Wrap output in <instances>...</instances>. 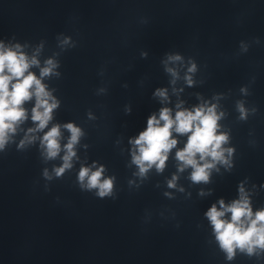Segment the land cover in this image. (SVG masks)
Returning <instances> with one entry per match:
<instances>
[{
    "label": "clouds",
    "instance_id": "1",
    "mask_svg": "<svg viewBox=\"0 0 264 264\" xmlns=\"http://www.w3.org/2000/svg\"><path fill=\"white\" fill-rule=\"evenodd\" d=\"M63 43H69L65 38ZM180 55H169V61H180ZM39 66L35 56L29 58L20 45L6 47L0 42V150L4 149L11 136L17 131L19 125L28 119V110L25 104L34 100L31 109V120L35 128L28 129L29 133L43 131L52 120L54 109L58 108L57 101L47 86L42 82L44 77L54 73L57 63L48 59L46 66L41 68L39 76L31 69ZM173 77L177 71L173 68L166 69ZM196 70L195 64L188 68V72ZM189 85L191 77H187ZM244 91V89H242ZM154 95L167 100V92L157 89ZM173 111L163 107L159 116L152 114L147 120V127L137 137L129 141L133 145L132 163L139 169V175L143 176L153 166L157 171H162L168 159V155L178 144L174 138L177 135H186L187 141L182 149L177 150L176 159L179 161V170L191 168L190 179L194 183H208L211 170L219 164L230 166V157L233 148H224L228 142V135L220 132L219 120L223 113H218L216 105H200L189 109H183L180 104ZM240 119L247 118V110L242 103L237 105ZM69 133V139L63 145L64 155L62 165L54 169L56 176H62L65 170L72 167V160L76 156L75 146L83 135L82 130L73 123L63 125ZM61 125H53L41 139L45 159L52 160L61 153ZM35 137L26 136L27 142H32ZM25 141H21V145ZM227 153V157L225 155ZM104 167L96 170L82 166L78 173V180L82 187L88 190L96 189V195L100 198L111 196L113 191V178H104ZM44 175L48 177L45 170ZM176 177L169 182V187H174ZM219 208L213 204L205 213L210 221L216 240L222 250L231 260L236 249L246 251L252 255L255 249L264 250V209L255 213L252 210L244 187H239V199L225 204L223 199L218 201ZM230 214V217H226Z\"/></svg>",
    "mask_w": 264,
    "mask_h": 264
}]
</instances>
